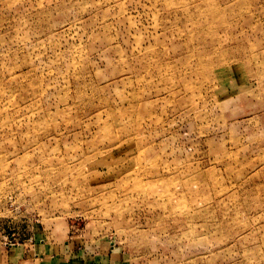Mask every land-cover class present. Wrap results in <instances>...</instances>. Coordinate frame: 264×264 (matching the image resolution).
I'll list each match as a JSON object with an SVG mask.
<instances>
[{"label":"rangeland","instance_id":"obj_1","mask_svg":"<svg viewBox=\"0 0 264 264\" xmlns=\"http://www.w3.org/2000/svg\"><path fill=\"white\" fill-rule=\"evenodd\" d=\"M0 264H264V0H0Z\"/></svg>","mask_w":264,"mask_h":264}]
</instances>
